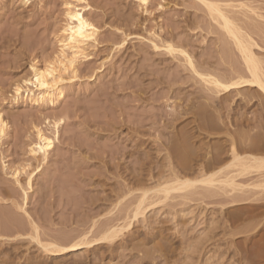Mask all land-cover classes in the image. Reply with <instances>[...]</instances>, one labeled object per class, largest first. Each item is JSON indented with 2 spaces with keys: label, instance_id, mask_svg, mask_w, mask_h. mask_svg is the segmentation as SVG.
<instances>
[{
  "label": "rangeland",
  "instance_id": "obj_1",
  "mask_svg": "<svg viewBox=\"0 0 264 264\" xmlns=\"http://www.w3.org/2000/svg\"><path fill=\"white\" fill-rule=\"evenodd\" d=\"M70 1L0 0V113L8 126L0 139V264H264L261 190L236 195L233 202L196 185L180 192L184 198L174 193L110 245L60 256L48 255L26 235L29 219L12 205L23 204L24 190L41 241L65 242L94 223L95 235L109 222L120 223L134 196L168 175L169 161L199 180L228 165L232 146L243 156L264 159V96L257 88L210 95L182 58L152 45L169 41L230 83L243 63L198 0H149L146 7L136 0H86L81 6H88L86 17L99 29V44L79 63L65 97L54 106L34 105L26 96L15 103V81L30 77L32 64L43 67L56 55ZM221 1L231 13L238 11L239 0ZM245 2L264 15V1ZM256 51L263 56L264 50ZM60 119L47 160L34 159V128L53 137L52 125ZM170 141L179 146L175 153ZM38 166L27 189V176ZM17 168L20 184L12 176ZM160 168L165 173L158 174ZM261 175L264 170L238 182L252 184ZM12 217L24 220L25 238L8 230Z\"/></svg>",
  "mask_w": 264,
  "mask_h": 264
},
{
  "label": "bare ground",
  "instance_id": "obj_2",
  "mask_svg": "<svg viewBox=\"0 0 264 264\" xmlns=\"http://www.w3.org/2000/svg\"><path fill=\"white\" fill-rule=\"evenodd\" d=\"M30 1L31 0H23L25 4ZM71 1V3L68 2L66 4V21L59 32L57 40L59 49L56 55L52 60L46 62L43 67L32 64L30 66L31 76L15 81L13 84V100L15 103L19 102L20 99L26 96V100L30 98L32 101L31 103H34V105L54 106L60 99L65 97L66 84L71 83L78 78L79 63L90 59L88 53L89 49L96 47L99 44V29L86 17V8L88 6H81L86 0ZM136 1L143 7H146L149 3V0ZM198 1L206 7L209 16L215 21L216 25H218L217 27L221 28L220 32L223 31L222 35L226 37L227 44L231 47L230 50L235 51L241 59L243 63L242 70H233L235 75L234 78H232L230 83H224V79L222 80L220 76L206 72L205 69H201L204 67L197 64L196 59L191 53H189V51L187 52L169 41L163 42L161 45L153 42L152 45L154 49H162L172 57L182 58L185 65L188 66V71L194 75L193 78L195 79V82L202 87L203 90H201L207 91L210 95H215L217 97L244 88H257V91L264 96V54L262 56L259 51H256L264 50V15L260 14L256 7H253L251 3L245 2V0H239L240 2L235 6L238 11H234V14L228 10V7L231 6L223 4L221 0ZM127 37L129 36L126 35L125 38L122 39V42L118 43L116 46H123L127 41ZM227 52L229 53V51ZM63 123L64 120L60 119L59 121H55L52 125L54 130L53 137L48 136V133L44 132L41 128L35 127L37 141L30 145V156L36 160L40 159L41 161H46L50 151L55 147V142L59 138V127ZM7 127V121H5L0 113V139H3L6 136ZM172 145L173 146H170V148H173L171 151L175 153V148L178 145L176 147L174 143ZM166 147L170 149L168 144ZM168 152L170 151L168 150ZM231 155V160L225 168L220 169L215 173L208 174L207 176H203V178H199V180L188 179L186 177V170L188 169H185L186 172L176 170L171 161L168 160L170 165L167 170L168 175H166V177L164 176L165 178L162 179L164 181L160 178L159 180L161 182L157 184L155 188L139 191L141 193L138 195L136 194L131 201V204L125 207V214L122 215L123 218L120 217L122 218V221L115 224L109 222L101 229H99V227L96 235L93 229V226L95 225L94 223L91 230L89 229L88 232L85 231L80 235L72 237L70 240H65V242L64 240L61 242L55 240L43 243L40 239L39 226L30 218L25 209L26 200L28 199L26 190H24L23 204L18 205L12 201V205L16 213L21 211L27 215L29 219L27 225L29 226L30 233L26 235L30 237L31 240L35 241L36 244H38L48 255L60 256L83 248H87L88 250L94 249L97 246L101 247V245L113 243L118 236L124 232V230L131 229L135 221L137 222L140 218H145L147 212H150L153 208L167 205L170 200L175 198L172 197V195H176L177 193L180 195L183 191H187L189 188L196 185L203 186L206 189L205 192L207 191V193H209L208 195H212L211 193L214 194L215 192H221L223 195L226 194L229 197L231 196L229 199L233 202L237 201L235 198L236 195L239 194H241V197H244L249 192L251 194L252 191L261 190V192H264L263 175H261L259 180L252 184L245 185L238 182L239 177L245 175L250 176V174L252 175L253 173L261 174L264 170V159L255 157L251 154L243 156L236 151L234 146L231 147ZM40 171L41 169L38 166L35 170L29 172L26 179L27 189L33 188V179ZM161 171L160 168L157 173H160L161 175L164 172L161 173ZM20 175L21 170L18 168L12 172V176L18 184H20ZM149 175V180L156 179H153L154 177L152 174ZM136 176L137 175H135V177ZM138 177L143 176L140 175ZM146 177L144 179H146ZM135 179L134 182L138 180V178ZM139 182L137 183L138 185H140ZM142 182L144 183V180ZM143 185L138 187H143ZM127 188L129 189L127 186L125 191H127V195H129L130 192ZM138 190L135 191L138 192ZM214 190L215 192H213ZM130 191L134 193L132 189ZM132 193L130 194L132 195ZM180 196L181 198H184V195ZM120 203L121 201L117 204ZM14 217H16V215ZM118 218H116L118 220L117 222H119ZM7 222L8 224L6 225H10L8 230L10 231L11 229L12 231L17 232V238H22V236H24L23 233H20L28 228H26L27 225L24 220H21V218L18 219V217L17 219H13L12 217L7 220ZM0 238H2L1 235Z\"/></svg>",
  "mask_w": 264,
  "mask_h": 264
}]
</instances>
